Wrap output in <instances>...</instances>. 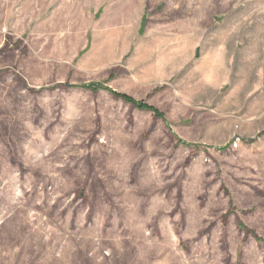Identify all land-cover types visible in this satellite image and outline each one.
Instances as JSON below:
<instances>
[{
    "label": "rangeland",
    "instance_id": "obj_1",
    "mask_svg": "<svg viewBox=\"0 0 264 264\" xmlns=\"http://www.w3.org/2000/svg\"><path fill=\"white\" fill-rule=\"evenodd\" d=\"M0 264H264V0H0Z\"/></svg>",
    "mask_w": 264,
    "mask_h": 264
},
{
    "label": "trees",
    "instance_id": "obj_2",
    "mask_svg": "<svg viewBox=\"0 0 264 264\" xmlns=\"http://www.w3.org/2000/svg\"><path fill=\"white\" fill-rule=\"evenodd\" d=\"M83 87L86 88V89H89L91 91H97L98 89L104 90V91L108 92L115 99H119V100L123 101L124 103L130 104L131 106H133V107H135V108H137L139 110L149 111V112H151L153 114V116L155 118L164 119L161 113H159L156 109L148 106L144 102H142V101H139V102L138 101H135L131 97H129V96L125 95V94H120L118 92H115V91L111 90L110 88H107L103 84H98V83H96V84L95 83L85 84V85H83ZM178 142L181 143L180 140ZM187 145L188 144H186V146ZM238 226H239V229L242 231L243 234H245V235L246 234H251V235H253V237L255 239H257V237H255L252 232H249L244 225H242V224L239 223ZM257 240L260 241L259 239H257Z\"/></svg>",
    "mask_w": 264,
    "mask_h": 264
}]
</instances>
